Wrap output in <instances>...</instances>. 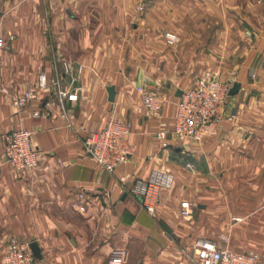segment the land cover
Returning a JSON list of instances; mask_svg holds the SVG:
<instances>
[{
    "label": "crops",
    "instance_id": "0c3cea01",
    "mask_svg": "<svg viewBox=\"0 0 264 264\" xmlns=\"http://www.w3.org/2000/svg\"><path fill=\"white\" fill-rule=\"evenodd\" d=\"M41 71L48 89L15 107ZM206 71L241 84L225 104L236 117L200 142L169 134L164 146L156 132L173 123L178 92ZM141 85L165 99L159 117ZM76 89V100L59 94ZM110 118L132 123L133 153L114 173L83 144ZM19 128L42 152L23 176L2 143ZM156 168L175 183L150 215L130 189ZM200 237L253 248L264 264V0H0V261L17 240L39 243L40 264H194Z\"/></svg>",
    "mask_w": 264,
    "mask_h": 264
},
{
    "label": "built area",
    "instance_id": "2783aa9c",
    "mask_svg": "<svg viewBox=\"0 0 264 264\" xmlns=\"http://www.w3.org/2000/svg\"><path fill=\"white\" fill-rule=\"evenodd\" d=\"M140 10L143 7H139ZM166 38L173 42L177 40L174 33H166ZM64 71L71 73V65L64 62ZM79 66V72L82 71ZM51 83L58 86V79H52ZM233 79L223 81L211 72L202 73L195 83L183 90L177 101V111L173 123L169 125L162 122L156 132V137L164 146L168 145L169 134L178 137H187L200 142L209 134H216L218 126L224 120H233L236 116L225 114V104L229 96ZM49 87L47 74L41 71L38 75L37 86L25 90L22 94L13 97V104L19 109L25 108L31 101L38 97L42 90ZM137 90L142 94L145 108L155 117H159L165 99L156 89L138 86ZM3 91L9 92L3 88ZM61 96H67L70 100H76L78 90L73 93L59 91ZM36 114V113H35ZM132 133V123L121 119H107L103 127L91 131L83 140L85 152L100 167L110 173L127 163L133 153V147L129 141ZM3 151L6 161L21 176L39 164L42 152L32 144V131L19 128L2 135ZM125 181V177H121ZM175 183V175L172 171L164 169H152L144 178H138L130 189L132 194L140 197L141 205L147 213L154 215L159 203L162 190L171 189ZM80 202L78 210L85 211V195L79 194ZM181 216L191 217L193 207L191 201L181 202ZM235 221H241V217H234ZM194 264H260V253L253 249L234 250L229 246L219 245L215 241L200 237L194 243ZM0 264H40L28 243H20L11 240L5 247Z\"/></svg>",
    "mask_w": 264,
    "mask_h": 264
},
{
    "label": "water",
    "instance_id": "95a60500",
    "mask_svg": "<svg viewBox=\"0 0 264 264\" xmlns=\"http://www.w3.org/2000/svg\"><path fill=\"white\" fill-rule=\"evenodd\" d=\"M240 88H241V84L240 83H238V82L237 83H234L233 86L230 89L229 94L230 95L236 94L239 91ZM108 92H109V99L110 100H114V97H115V87L110 86L108 88ZM178 95L179 96L181 95V91L178 92ZM30 248H31L34 256L37 259H42L41 248H40L39 243L37 241L31 242L30 243Z\"/></svg>",
    "mask_w": 264,
    "mask_h": 264
},
{
    "label": "rangeland",
    "instance_id": "374dc122",
    "mask_svg": "<svg viewBox=\"0 0 264 264\" xmlns=\"http://www.w3.org/2000/svg\"><path fill=\"white\" fill-rule=\"evenodd\" d=\"M6 246H7V245H6ZM6 246H5V247H6ZM230 248H231V247H230ZM4 249H5V248H4ZM231 249H232V248H231ZM248 249H249V248H248Z\"/></svg>",
    "mask_w": 264,
    "mask_h": 264
}]
</instances>
